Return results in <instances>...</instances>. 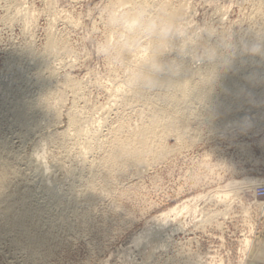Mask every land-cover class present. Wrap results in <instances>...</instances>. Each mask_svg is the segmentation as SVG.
<instances>
[{"label":"rangeland","instance_id":"1","mask_svg":"<svg viewBox=\"0 0 264 264\" xmlns=\"http://www.w3.org/2000/svg\"><path fill=\"white\" fill-rule=\"evenodd\" d=\"M47 1L0 0V103L3 101L1 106L5 108L7 104L8 106L10 105L11 92L18 87L28 89L29 91H27L31 92L29 94L35 93L36 87L34 85L36 83L34 82H36L38 77L35 74L37 72H35V62H33L32 55L36 53L48 57L51 65H53L55 77L53 78L54 75H52L50 78V75L47 74L49 78L47 79V75L44 73L41 79H44L45 82L52 87L58 86L60 82L62 83L61 86L66 88L64 84L67 81L66 77L68 78L69 76L68 79L76 81L72 83L79 85L67 87V89L63 90V99L60 102L61 104L59 103L60 105L58 104L57 106L60 118L58 117L57 121L52 122V125L51 123H46V120L41 121L40 127L43 129L40 128L39 130L38 128V131L26 132L27 128L14 126L10 119L3 117V120L2 118L0 119L2 120L0 122V124L2 123V136L8 138L13 135L12 132H16L9 139H11L12 149L16 150L18 148V150H21V152L19 151L21 159L17 160L21 164L17 163L16 165L18 167L20 165L23 171L26 170L24 161L27 160L24 157L32 153L31 146L33 149L34 142H36L34 140L39 138L36 137L37 133H39V136L41 133L45 134L46 132L59 129L61 131L66 128L65 126L68 124V115L66 114L68 113L71 114L75 111L76 115H74L77 116L76 118L79 117L78 119H80L79 121L83 125L84 130H90V134L98 129L99 131L97 132L102 136V139L106 138V135L120 121L127 122L128 126L132 125L130 128L139 123L138 121H136L138 123H135L136 119L139 120L136 115L138 113L136 111L139 109L138 104L134 102L135 105L131 101V104L125 102L129 104L123 105L124 102H122L123 96L121 95L125 94V92L128 94V86L125 85L124 80L126 79L125 76L127 77L129 67L108 63L98 57L95 51L99 40L105 37H108V39L112 38L111 32L105 23V11L116 6L127 8L131 6L130 2L133 0H52L51 3ZM155 1L157 2L158 0ZM169 1L173 4L181 1L185 3L187 12L190 15V23L187 28L202 27L217 31L214 36L216 40H221L227 35L231 39L233 48H235V45L238 47L247 38L250 30H254L253 27L256 25V21L255 19L253 20L254 16H252L255 10L253 8L264 2V0ZM258 2L259 4H257ZM148 9L152 8L149 7ZM31 16L34 21L29 24L28 17ZM51 35L56 39L58 38V42L51 48H46L47 39ZM44 53L50 54L46 55ZM174 56L176 55L174 54L172 59ZM177 59L178 64L185 61H189L188 65L191 63L189 59L182 61L179 58ZM129 63L130 61H128ZM190 67L193 70L196 68L192 63ZM121 82H124V84H121ZM123 85L127 86L125 87L127 89ZM116 88H119L120 91H117ZM119 96L122 99H119ZM112 104H115L116 107ZM132 104L134 106L129 107ZM126 105L128 107L125 111L124 106ZM122 106L124 107L123 109ZM113 107L114 109H111ZM131 111L134 114H131ZM82 121L86 123L83 124ZM43 123L49 126L44 127L45 124ZM169 126L165 156L153 161H150V159L148 161L149 164H146L148 166L145 165V168L140 165L139 167L130 166L128 167L129 169H123L125 173L122 170V173L120 171L118 172L120 174H114L109 178V190L105 191L107 196L103 193L101 197H106L103 199L100 197V201H97L95 208L89 209L91 212L89 211L88 222H86L85 226L78 225L75 227L76 229L67 231L69 233H65L66 230L64 229H58L56 234L61 241L53 242V244L57 245L51 243L54 246L50 245L52 247H49L51 253L39 258L38 261L41 262L38 263L37 261L34 264H177L180 261L179 255L187 253L186 251L188 253L199 252L203 254L207 251L211 255L220 254L225 264L227 260L228 264H240L243 262L246 264H264V255H262V252H264V221L259 224V219L256 221L257 215H253L252 218L256 221L255 224L252 223L250 229L249 227L245 228L242 219H247L248 216L230 214L227 209L226 219L223 216L221 217L222 219L219 216H217L218 218L216 216L209 217L215 211L223 209L221 206H214V203H202L198 206L201 207L204 204L203 213L208 212L203 214V216H208L205 221L201 217L202 210L193 214V205H191L181 212L176 220L171 222L170 227L172 228L176 226V222L190 225L188 230H182L184 233L181 230L176 231V234L171 232L172 235L167 238L162 229L160 234L157 233L161 242L158 241L156 236L155 242L158 241L159 243L155 245L154 239L148 243L149 245L141 244V246H135L131 242L133 236L147 228H153V230L162 228L157 225V220L162 218V213L170 207L180 205L185 199L214 190L230 192L234 188V183L232 182L234 179L228 180V184L218 180L225 172H231L232 174L236 172L233 168V162L230 159L227 160L224 154L225 150L220 146V141L229 139L233 128L227 133L217 132L214 136H211L210 127L203 123L199 140L194 143L190 142L188 138L190 133H187V138L185 137L176 143L170 123ZM254 128L264 130V128L257 126L243 128V130H253ZM20 129H22L21 132L23 133L25 130L24 136L20 134L25 139L19 135ZM11 130L13 131L11 132ZM16 130L19 132L18 134ZM100 131L103 132L101 133ZM18 135L20 137H16ZM18 138L25 140V142L21 141V139L19 141ZM74 144L67 151L57 146H47V159L54 164H51V167L53 166L51 170H54L52 172L56 173L55 176H65L69 167L79 164L76 160L78 159L77 151H79L81 144H76V142ZM92 145L95 148V143ZM215 147L217 149H214ZM93 150L90 152L92 153L91 155L95 154V157L100 155V150L98 153H95L98 149L95 148ZM90 153L86 154L88 155L86 157H89ZM22 158L24 161H22ZM80 167L81 164L77 165V169ZM140 168H142V171ZM26 171L28 172V170ZM31 172L29 173L30 175L28 174L29 176L33 175V172ZM14 180H17L16 182L20 181L19 178ZM66 180L68 183L71 178L68 179L67 177ZM67 183L62 185L64 187L61 186L63 191H65ZM230 199H233V197ZM195 207H197V203ZM200 218L201 220L196 221ZM216 221L223 223L221 224L223 226L217 227L215 225H218ZM192 226H196L194 230ZM246 235H251L252 237H245ZM191 238H195V241ZM8 240L0 241V264H21L24 253L20 250L23 253L21 254L18 248L12 247ZM5 242L8 243L6 244ZM250 242H253L254 246L250 247ZM150 244H153L152 246L155 248L150 247ZM156 245L162 246L157 248ZM148 246L151 249H155V252L149 250L150 254L151 252L153 253V256L148 253ZM7 248L11 249L7 250ZM16 251L21 255L17 254ZM146 252L149 256H147ZM13 253L17 256V259Z\"/></svg>","mask_w":264,"mask_h":264},{"label":"bare ground","instance_id":"2","mask_svg":"<svg viewBox=\"0 0 264 264\" xmlns=\"http://www.w3.org/2000/svg\"><path fill=\"white\" fill-rule=\"evenodd\" d=\"M47 2L51 3L52 0H48ZM130 3L132 7H151L153 11L162 10L169 20L182 22L185 28L189 26L190 15L183 1L173 4L169 0H158L157 2L155 0H133ZM257 4H259V2ZM253 10V20L255 19L256 21V25L253 27L254 30L248 32L250 34H247V38L243 40L239 46L237 44L238 47L235 45L234 59L230 61L228 66L213 69L202 65L203 67L197 68L196 71V68L193 70L190 67L191 63L188 65L189 61H185L184 63L180 62L178 64L180 73L176 81V87L169 93L163 90L154 94H145L139 91L134 92L129 86L128 74L127 77L124 75L126 78L124 80L126 83L125 85L128 86V94H126V92L125 94L121 93V96H123V105L129 104L132 101V103H137L139 107L138 111H136V113L138 112L136 115L139 120H135V123H139L135 124L134 127L130 128L132 125L128 126L129 124L125 121L116 122L118 125L115 128L113 127V129L110 127L113 125H110V129H112L111 132H109L110 134L106 131L108 133H106L107 137L102 139V136L97 132L99 131L98 129L90 134V130H84L83 125H81L79 121L80 119H78L79 117L76 118L77 116H75V111L71 114L68 113L66 114L68 115V124L65 126L66 128L61 131H59V129L48 133L46 132L45 134L41 133L39 136V133H37L36 137L39 138H34L37 140H34L36 142H34L35 145L33 149L31 146V150H33L32 153H29L30 155L28 154V158L24 157L27 159H25L26 161L22 158V161L26 163V170H28V172L25 170L26 173L20 168L21 166L19 164V167L16 165L20 163V161L17 162V160L21 159L19 154L21 150H18V148H16V150L12 149L11 139H9V137L12 138L16 132L13 133V130H11L13 135L8 138L2 136L1 123L0 241L9 239V244L12 245V247L18 248L19 252L22 251L24 254L21 252V254H23V262H21L24 264H32V262L34 264L39 258L45 257L47 254L51 253L49 247L57 245L53 244V242L58 240L61 241L56 234L58 229H64L66 230L65 233H69L67 231L76 229L75 227L78 225L85 226L86 222H88L89 211L91 212V208H95V204L97 201H100L99 198L101 195L109 190V178L114 174H120L118 173L120 171L122 173L123 169H129L128 167L130 166L139 167L140 165L145 168V165L150 159V161H153L165 156L167 134L170 127L169 123L172 125L173 129H171V131L176 143L183 140L185 137L187 138L188 135H190L188 138L192 143L199 140L202 130L201 125L203 123H206L210 127L211 136H214L217 132L227 133L231 128L242 130L243 128L253 126L264 128V2H261V4L253 8ZM33 21L34 18L32 16L28 17L29 24H32ZM57 39L52 37V35L49 36L46 48H51L56 45L58 42ZM252 48H258L259 52L252 54ZM142 55V51L132 54L129 58V65L133 64L136 59ZM32 56L34 59L33 62H35V72H37L35 74H37L38 77L36 78V82H34L36 83L34 85L36 87L35 93L32 92V94H29L31 92H28V89L27 91L25 88L18 87L11 92L12 96L10 97L12 98L9 101V106L7 104L6 107L3 108V106H1L3 105V101L1 100L2 104L0 103V119L2 117L10 119L14 126L27 128L26 132L38 131V128L40 130L41 121L43 120H46L48 124L51 123V125L52 122L57 121L60 116L57 106L63 99V90L67 89V87L79 86L77 83L74 84L76 81L73 79L74 83H72L73 81L68 79V76V78L66 77L67 81H64L66 88L61 86L62 83L60 82V85L58 84V86L52 87L49 83L45 82L44 79H41L44 73L50 75V78L55 74H53V65H51L50 59L38 53ZM174 58L177 59L179 57L174 56ZM169 59H172V57H165V60ZM223 59V57H218V60L221 62ZM128 69L129 73L130 68ZM48 75L46 77L47 79H49ZM54 77L55 75L53 78ZM31 78L33 77L31 76ZM121 84H124V82H121ZM127 86H124V88ZM116 89L120 91L119 88ZM121 96H119V99ZM134 104L129 107H133ZM124 107L122 106V109L124 108L125 110L128 106L126 105ZM111 109H114V107ZM133 112L135 113V111ZM133 112L131 114H134ZM2 120H0V122ZM46 123H43L45 124L44 127L49 126L48 124V126H46ZM84 123L86 122H83V124ZM11 127L13 128L12 125ZM21 131L22 129H20V133L17 131V134L19 133V135L22 134L24 136V133H26L25 130L24 133ZM100 132L102 133L103 131ZM187 133L190 134L186 135ZM19 135L16 137L21 136ZM21 138L23 137L21 136ZM21 138H18V140ZM21 141L23 140L21 139ZM23 142H25V140ZM75 142L76 144H81L80 147L78 146V159H75L76 162L78 161L79 164H81V169H77V165L79 164L75 162L76 166L69 167L65 176H55L56 173L54 174L52 172L54 170H51L53 167H51L52 162L50 163L47 159V146H57L67 151ZM94 143L95 148L98 149L95 153H98L100 150V155L96 154L97 157H95V154L91 155L92 153H90L95 149L94 145H92ZM16 145L18 144L16 143ZM214 149H217V147ZM88 153H90V156L86 157ZM141 169L142 168H140V170ZM29 170L33 172V175L29 176L31 172H29ZM67 177L68 179L71 178L68 183L66 182ZM15 178H19L20 181L16 182L17 180L15 181ZM254 180L258 181L251 177H244L237 181L233 180L234 188L230 192L225 190L224 192L214 190L208 191L206 194H197L189 199H185L180 205L170 207L167 211L162 213V218L157 220V225L162 228L158 230L155 228L156 231L155 229L153 230V228H147L141 233L133 236L131 242L135 246H141V244L145 245L152 242L153 239L155 242L156 236L162 231L165 233L166 237L169 238L170 235H172L171 232H175L176 234L178 230H188L190 225L186 223L182 224L176 222V226L172 228L170 227L172 224L171 222L176 220L181 212L191 205H193V214L202 210V220H207L208 216H203V214L208 213H203L204 204L214 203V206H221L223 204L228 206V203L232 200L230 199L232 195L241 191L244 187L251 188V186L257 183L254 182ZM65 183H67V187L65 191H63L61 186L65 185ZM103 198L101 197V199ZM196 203L197 207H195ZM202 203L204 204L198 207ZM257 205L262 206L264 214V201L257 203ZM213 216H219L220 218L223 216L226 219V208L217 210L209 215V217ZM198 220H201V218L196 221ZM221 224L223 223L215 225L221 227L223 226ZM195 227L192 226V229L194 230ZM251 227L252 226L249 228ZM159 237L158 241H160ZM191 239L194 240L195 238ZM158 241L155 242L154 245L159 243ZM150 245V247L155 248L152 246L153 244ZM158 246L161 247L162 245ZM158 246L156 245L157 248ZM249 246H254V243L250 242ZM150 247L148 246L149 254V250L155 252V249L152 248L153 251ZM10 249L11 248H7V250ZM144 250L146 251V249ZM16 252L17 254L19 253L18 251ZM152 252L150 255L153 256ZM186 252L187 253L179 255L180 261H178L177 264H225L220 254L211 255L207 251L204 254L199 252ZM149 254H147V256H149ZM9 256L12 257L13 255ZM15 257L17 259V256ZM39 262L41 261H38V263ZM226 264H228V260ZM240 264L246 263L243 262Z\"/></svg>","mask_w":264,"mask_h":264},{"label":"clouds","instance_id":"3","mask_svg":"<svg viewBox=\"0 0 264 264\" xmlns=\"http://www.w3.org/2000/svg\"><path fill=\"white\" fill-rule=\"evenodd\" d=\"M104 17L112 38L97 42L96 55L108 63L129 67V86L134 92L173 91L180 67L176 59L165 57L174 54L181 61L189 59L196 68L226 67L234 59L230 37L216 40L217 31L185 28L182 22L169 20L162 10L116 6L106 10ZM140 51L143 55L129 65L131 55ZM251 52L256 54L259 49L252 48ZM218 57H223V61Z\"/></svg>","mask_w":264,"mask_h":264},{"label":"built area","instance_id":"4","mask_svg":"<svg viewBox=\"0 0 264 264\" xmlns=\"http://www.w3.org/2000/svg\"><path fill=\"white\" fill-rule=\"evenodd\" d=\"M220 146L225 150L227 160L230 159L233 162L236 172L235 174L225 172L218 179L219 182L227 183L230 179L237 181L246 176L258 180H254L258 184L256 183L251 188L244 187L232 195L233 199L228 206L223 204L221 207H226L230 214L247 215V219H242L245 228L250 227L252 223L255 224L253 215H257L256 221L259 219V224H261V221H264L263 208L257 203L264 201V130L233 128L229 139L220 141ZM246 237L251 238L252 236L246 235Z\"/></svg>","mask_w":264,"mask_h":264},{"label":"crops","instance_id":"5","mask_svg":"<svg viewBox=\"0 0 264 264\" xmlns=\"http://www.w3.org/2000/svg\"><path fill=\"white\" fill-rule=\"evenodd\" d=\"M261 250H262V248H261ZM262 255H264V252H262Z\"/></svg>","mask_w":264,"mask_h":264}]
</instances>
